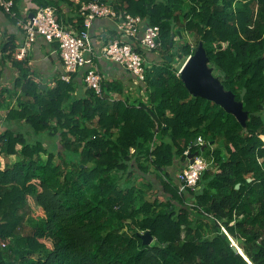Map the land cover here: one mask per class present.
<instances>
[{"label": "trees", "instance_id": "1", "mask_svg": "<svg viewBox=\"0 0 264 264\" xmlns=\"http://www.w3.org/2000/svg\"><path fill=\"white\" fill-rule=\"evenodd\" d=\"M93 1L157 26L161 62L146 66L144 85L113 79L100 94L75 77L44 90L17 78L21 96L0 130V264H264V0L39 7H55L59 22L82 30L79 8ZM183 33L194 44L175 52L170 38ZM199 44L241 103L243 123L181 81L174 62ZM13 50L4 45L7 61ZM198 138L204 146L194 145ZM185 151L209 165L193 189L180 191L173 171L189 163Z\"/></svg>", "mask_w": 264, "mask_h": 264}, {"label": "built area", "instance_id": "2", "mask_svg": "<svg viewBox=\"0 0 264 264\" xmlns=\"http://www.w3.org/2000/svg\"><path fill=\"white\" fill-rule=\"evenodd\" d=\"M13 6L12 0H0V9L10 16L15 15ZM79 13L83 17L82 30L66 27L59 22L57 9L53 6L35 9L31 18L28 15L23 19H16V25L24 36V43L15 52L14 58L24 60L30 45L37 37H42L57 45L63 67L59 77L61 81L68 83L72 77H79L85 88L100 94L102 83L112 81L99 70L98 61L104 60L121 66L132 77L135 87L144 85L146 66L149 67V63L143 54H159L162 50L159 28L145 23L139 16H131L126 12L119 14L110 6L97 1L81 4ZM97 18H111L115 21L116 35L113 39H94L90 30ZM143 91L144 88L141 93ZM196 144L204 146V141L198 138ZM184 155L188 156L189 152L185 151ZM208 165L202 156H194L192 163L186 164L176 174L180 191L185 188L193 189ZM221 231L230 237L225 228L221 227Z\"/></svg>", "mask_w": 264, "mask_h": 264}, {"label": "crops", "instance_id": "3", "mask_svg": "<svg viewBox=\"0 0 264 264\" xmlns=\"http://www.w3.org/2000/svg\"><path fill=\"white\" fill-rule=\"evenodd\" d=\"M44 1L55 2L57 0H19L13 6L14 16H10L0 9V96H13L10 100L6 97L2 103V108L0 109V130L3 129L2 120L5 117L7 109L14 108L16 96H21L20 88L15 87L17 78L31 80L40 89L44 90L46 88H53L55 82L60 80L59 77L63 72L62 63L57 52V45L47 42L42 37H37L30 45L24 60L14 58L15 52L24 43V36L16 25V19H23L30 15L33 10L40 6L39 3L42 4ZM67 12L64 13L66 18L69 17ZM114 28L115 21L113 19L97 18L92 23L90 33L96 40L98 38L105 40L113 34ZM8 42L14 46V50L11 52V61L5 59L8 53L2 51L4 45ZM146 59L149 64L160 62L158 54L149 53ZM98 66L100 72L106 78L108 77L111 80L123 78L128 81L132 80V77L121 66L115 63L99 60ZM24 74L26 76L22 78ZM77 80L81 82L79 77H77ZM177 170L178 168L176 167L173 174L176 175ZM236 246H238L237 243Z\"/></svg>", "mask_w": 264, "mask_h": 264}, {"label": "water", "instance_id": "4", "mask_svg": "<svg viewBox=\"0 0 264 264\" xmlns=\"http://www.w3.org/2000/svg\"><path fill=\"white\" fill-rule=\"evenodd\" d=\"M29 17L31 18L32 14H30ZM173 38L172 35L170 40L172 41ZM210 69H208L205 51L199 44L195 52L186 59L181 67L179 71L180 79L192 96L201 97L214 102L221 106L226 112L233 114L243 123L246 115L242 111L241 103H237L234 100V96L231 92L223 90L218 79H214L211 76ZM194 145H196V141ZM196 155L197 152L188 156L189 163H192L193 157ZM238 187L237 185L236 188ZM223 237L225 236L223 235ZM141 239L143 244H150L153 241L149 232H145L141 235ZM231 248L233 251L238 252L236 246L233 244Z\"/></svg>", "mask_w": 264, "mask_h": 264}, {"label": "rangeland", "instance_id": "5", "mask_svg": "<svg viewBox=\"0 0 264 264\" xmlns=\"http://www.w3.org/2000/svg\"><path fill=\"white\" fill-rule=\"evenodd\" d=\"M173 37H174V35H173ZM174 40H175V45H174V51L175 52H177L178 50H179V48L183 45V44H185V43H190V44H194V40H193V38H192V36H190V35H188L187 33H183V36H176V37H174L173 38ZM186 60H185V58L183 59V58H177L176 60H175V64H174V66H175V68L178 70V74H179V71H180V69H181V67L183 66V64H184V62H185ZM160 62H161V60H160ZM208 69H210V67L208 66ZM210 71H211V76L214 78V79H217V77H216V75L214 74V72H213V69L211 68L210 69ZM135 89H136V87H135ZM13 106H15L16 107V104L14 103V105ZM19 124V123H18ZM19 125H21V124H19ZM22 127H24V126H22ZM24 129V131H26L27 129L24 127L23 128ZM31 135H30V139H31ZM44 144H45V146L47 145V143H45L44 142ZM4 160L5 159H1L0 160V166H2L3 164H4ZM16 160V157H14V156H11V157H9V158H6V161L7 162H13V161H15ZM244 258H246V257H244Z\"/></svg>", "mask_w": 264, "mask_h": 264}, {"label": "bare ground", "instance_id": "6", "mask_svg": "<svg viewBox=\"0 0 264 264\" xmlns=\"http://www.w3.org/2000/svg\"><path fill=\"white\" fill-rule=\"evenodd\" d=\"M229 238H230V237H229ZM230 240H231V243L233 242V245L236 246V242H235L232 238H230ZM232 240H233V241H232ZM236 248H237L238 252L241 254V256L245 257L243 251H242L238 246H236ZM245 259H246L247 261H249L247 258H245ZM249 262H250V261H249Z\"/></svg>", "mask_w": 264, "mask_h": 264}, {"label": "clouds", "instance_id": "7", "mask_svg": "<svg viewBox=\"0 0 264 264\" xmlns=\"http://www.w3.org/2000/svg\"><path fill=\"white\" fill-rule=\"evenodd\" d=\"M232 245V244H231ZM247 261V260H246ZM248 262V261H247Z\"/></svg>", "mask_w": 264, "mask_h": 264}]
</instances>
